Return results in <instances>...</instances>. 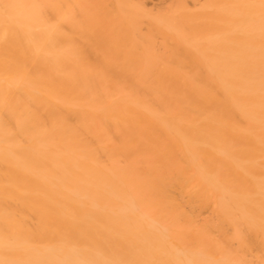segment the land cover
I'll use <instances>...</instances> for the list:
<instances>
[{
  "label": "bare ground",
  "instance_id": "bare-ground-1",
  "mask_svg": "<svg viewBox=\"0 0 264 264\" xmlns=\"http://www.w3.org/2000/svg\"><path fill=\"white\" fill-rule=\"evenodd\" d=\"M0 264H264V0H0Z\"/></svg>",
  "mask_w": 264,
  "mask_h": 264
}]
</instances>
